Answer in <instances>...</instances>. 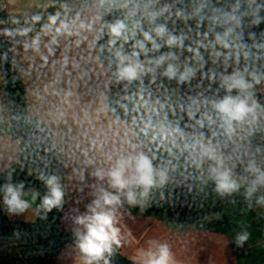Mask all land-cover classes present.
Returning <instances> with one entry per match:
<instances>
[{
  "label": "clouds",
  "instance_id": "1",
  "mask_svg": "<svg viewBox=\"0 0 264 264\" xmlns=\"http://www.w3.org/2000/svg\"><path fill=\"white\" fill-rule=\"evenodd\" d=\"M36 7L0 27L6 214L34 209L46 220L63 211L70 185L87 189L86 211L69 213L79 264H111L126 207L240 195L264 218V0ZM18 82L23 92L10 91ZM18 170L46 192L13 182ZM248 240L245 230L237 246ZM150 243L144 264H177L169 243Z\"/></svg>",
  "mask_w": 264,
  "mask_h": 264
},
{
  "label": "trees",
  "instance_id": "2",
  "mask_svg": "<svg viewBox=\"0 0 264 264\" xmlns=\"http://www.w3.org/2000/svg\"><path fill=\"white\" fill-rule=\"evenodd\" d=\"M0 20H7L5 10H0ZM9 90L22 93L23 85L19 82L15 88L9 85ZM16 178L18 181L27 180L31 186L40 190L41 195L46 192L41 182L19 173V170ZM234 199L235 204L228 199L221 200L214 194L192 192L179 199L169 198L165 202L153 203L144 212L138 207L126 208L132 214L154 217L180 226L204 220L198 229L226 235L239 253L240 264H264V218L260 215L261 209L253 206L249 210L243 196L238 195ZM66 207L67 203L62 212L53 209L46 220L37 218L35 222L19 223L8 219L0 203V264H55L67 245L75 246L74 232L65 230L62 225ZM212 216L215 217L206 221ZM14 230L20 231L19 240L13 236ZM245 230L249 232V240L242 247L237 246L236 237ZM110 259L113 264H137L124 255L120 248L115 250Z\"/></svg>",
  "mask_w": 264,
  "mask_h": 264
},
{
  "label": "crops",
  "instance_id": "3",
  "mask_svg": "<svg viewBox=\"0 0 264 264\" xmlns=\"http://www.w3.org/2000/svg\"><path fill=\"white\" fill-rule=\"evenodd\" d=\"M40 0H0V10L7 13V25H11L12 18H23L26 13L37 11L36 5ZM4 40V37H0ZM28 186H31L25 180ZM13 182H18L16 174ZM3 183V174L0 173V184ZM76 192L71 185L66 195L67 207L63 217V228L73 231L74 224L69 216L70 210L78 208L80 212L86 211L85 205L90 202L87 195ZM80 199V203H75ZM2 205V194H0ZM3 206V205H2ZM123 216L120 220L122 253L137 264H144L146 251L154 247L150 241L167 242L175 253L177 264H240L238 251H235L229 238L226 235L207 232L198 229V223L180 226L167 221H155L154 217H144L132 214L127 208L122 210ZM8 219L13 222H35L37 216L35 210L31 209L21 215H8ZM55 264H79V250L72 245H67L59 254ZM111 264H113L111 262Z\"/></svg>",
  "mask_w": 264,
  "mask_h": 264
},
{
  "label": "rangeland",
  "instance_id": "4",
  "mask_svg": "<svg viewBox=\"0 0 264 264\" xmlns=\"http://www.w3.org/2000/svg\"><path fill=\"white\" fill-rule=\"evenodd\" d=\"M216 216H218V215H216ZM214 217H215V216H212V217L208 218L206 221H209V220L213 219ZM155 221H161V220H158V219L155 218ZM203 222H204V220L198 222V225L203 224Z\"/></svg>",
  "mask_w": 264,
  "mask_h": 264
}]
</instances>
